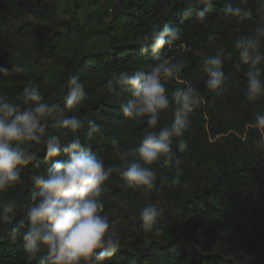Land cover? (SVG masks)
<instances>
[{
    "label": "rangeland",
    "instance_id": "obj_1",
    "mask_svg": "<svg viewBox=\"0 0 264 264\" xmlns=\"http://www.w3.org/2000/svg\"><path fill=\"white\" fill-rule=\"evenodd\" d=\"M124 1L6 0L0 5V66L9 69L7 75L0 73V97L9 103L23 104V89L31 82L38 86L44 102H54L63 108L65 117L82 120L81 110H93L98 122L113 129L99 128L88 139V121L82 120L84 127L73 133L59 127L57 120L49 119L46 133L60 135L62 139L65 135L68 139L79 135L82 143L100 151L97 156L105 167L121 163L118 149L130 150L139 145L146 132L170 125L176 107L172 105L160 113L157 128L148 126L147 117L135 120L124 117L121 104L109 92L86 98L75 110L64 108L63 95L71 77L87 86L94 79L88 71L92 59L109 55L114 46L140 40L141 36L126 26L128 15L121 8ZM17 64L24 66L26 72H14ZM196 80L203 81L204 93L212 96L207 107L217 126L214 133L205 127L206 139L201 135V141L193 140L197 118L196 114L191 116L190 127L182 138L193 150L177 152L181 160L180 183H171L178 174L175 163L164 165L162 160L148 166L157 178V187L151 192L124 189L123 181L113 173L105 182L106 191L102 195L104 214L116 222L120 247L134 253L144 247L150 249L145 264H189L205 252L218 253L225 264H264V204L248 206L240 213L226 210L220 199L211 197L218 188V180L228 172L257 166V173L264 176V168L258 164L264 157V148L257 146V141L264 139V129L255 126L254 117L255 113L264 114V99H247V89L233 82H225L223 90L213 91L207 88V79H202L201 74ZM186 85L190 82L178 78L165 83L170 98L175 90ZM179 139L173 137L174 151ZM112 140L118 143L114 145ZM32 150L38 153L37 159L44 156L43 145L33 143ZM33 162L21 169L20 180L13 187L0 192V201H16L27 182L36 190L30 178L42 174L47 166L37 167ZM247 182L245 187L225 188L219 193L226 190L243 199L250 192L264 199L257 180ZM190 199L192 204L188 203ZM146 204L163 209L152 231L143 229L139 218V211ZM0 264L11 263L0 261Z\"/></svg>",
    "mask_w": 264,
    "mask_h": 264
},
{
    "label": "clouds",
    "instance_id": "obj_2",
    "mask_svg": "<svg viewBox=\"0 0 264 264\" xmlns=\"http://www.w3.org/2000/svg\"><path fill=\"white\" fill-rule=\"evenodd\" d=\"M184 2L186 8L181 13V21L189 19L193 13L203 21L213 4V0ZM246 3L247 0H237L235 4H228L224 8L225 15L238 21L253 19L252 11L242 6ZM199 5L204 7L197 10ZM261 6L264 7V0H261ZM181 37L178 27L153 25L140 38V51L142 54L149 51L159 53ZM262 41L264 18L258 21L251 35H241L233 42L239 61L233 66L239 70L241 65H247L244 72L246 96L252 101L264 96ZM155 58L158 62L150 66V70L118 71L107 83L110 92H115L118 87L121 92L130 94L126 103L120 105L123 116L129 120L147 117L151 128H157L163 110L176 105L170 125L146 132L139 145L130 150H117L119 165L105 167L104 161L92 153L89 145L81 142L79 135L71 139L65 135L62 139L60 135L47 134L45 125L49 119L57 120L59 127L73 133L82 129L84 122L74 116L65 117L58 104L44 102L38 86L31 82L23 89V104L9 103L0 97V192L13 187L20 180L21 169L37 160L33 143L43 145L44 159L51 161L42 174L31 176L36 191L31 194L23 219L8 230L12 240L17 237L22 240L23 249L31 258H36L41 250L46 252L39 264H93V261L102 262L119 250L116 222L104 214L102 199L105 182L111 174L115 173L123 181L124 189L151 192L157 187V178L148 166L162 160L164 165L175 163L178 174L171 183H180L181 160L177 152L184 153L188 149V142L182 137L203 98L192 85L175 90L170 98L165 83L177 78L186 63L183 60L173 62L158 55ZM231 59L232 52L226 53L223 48L215 55L203 57L200 69L207 75L208 89L223 90L228 77L222 67L225 60ZM13 71L23 73L26 68L17 64ZM8 72V68L0 66V73L7 75ZM84 89L77 77H71L63 95L64 108L75 110L86 98ZM254 117L255 126L264 129V114L255 113ZM99 131L95 121L87 122L88 139ZM173 137L180 138L176 151L172 147ZM111 143L115 145L118 141L112 140ZM257 146L264 148V139L258 140ZM130 156L138 157V160H132ZM18 206L14 200L0 201V224L11 225ZM162 213L163 209L155 204L143 206L139 211L142 228L152 231Z\"/></svg>",
    "mask_w": 264,
    "mask_h": 264
},
{
    "label": "trees",
    "instance_id": "obj_3",
    "mask_svg": "<svg viewBox=\"0 0 264 264\" xmlns=\"http://www.w3.org/2000/svg\"><path fill=\"white\" fill-rule=\"evenodd\" d=\"M6 0H0V5ZM235 4L237 0H213L212 9L206 14L201 21L195 13L187 20L181 21V13L186 8L184 0H125L122 4V11L127 12L128 22L126 26L133 33L141 37L149 32L153 25L175 26L181 29V40L174 42L171 46H165L159 53L149 51L142 54L140 51V40L134 43H127L121 46H114L109 55L94 58L90 61L88 71L94 77L93 81L85 86L86 98L96 97L102 92L111 93L119 104L126 103L130 98L129 93H123L117 87L115 92H110L107 88V83L113 78V73L127 70H150V66L158 62L155 58L157 55L167 58L170 61L183 60L186 67L178 75V79L189 81L190 85L194 86L200 96L203 98V103L192 115L196 114L197 121L193 128L192 139L201 141L202 136L206 139L205 127L210 133H214L217 120L207 107L211 94H205L203 91V81H197L196 78L201 74L202 79H207V75L200 69V64L205 56L215 55L221 48L225 52H232V59L225 60L222 70L227 75L226 83H236L247 89V81L244 72L247 70V65H241L240 69H236L233 65L238 63V54L233 48V42L241 35H251L261 18H264V7L261 6V0H247V3L242 5L250 9L253 13V19L238 21L235 17L225 15L224 8L228 4ZM204 7L199 5V8ZM263 43L261 51H263ZM107 54V53H105ZM85 98V99H86ZM264 99V96H261ZM105 116L107 114H104ZM79 116L85 121H95V123L104 131L112 130V126L98 122L95 118L96 114L93 110H81ZM123 120V118H122ZM189 151L193 147L188 148ZM187 149V150H188ZM92 153L98 155L100 151L91 149ZM35 165L44 164L47 167L51 161L45 160L44 156L33 162ZM260 168H264V157L258 162ZM259 167V166H258ZM257 166L244 168L238 172H228L218 180V188L212 192L213 199H220L224 203L226 210L234 212H245L247 207H261L264 204V199L258 196H253L249 192L245 198H237L232 194L222 191L229 188L233 190L237 187H245L248 185L247 180L256 179L259 183L261 191L264 193V176L257 173ZM246 179V180H244ZM31 183L27 182L16 200L18 208L16 209V217L11 225L0 226V261L11 264H39V260L46 255L44 250L37 255L36 258H31L23 249L22 240L17 237L12 240L9 237V229L14 227L23 219L26 214L27 207L30 204L32 192L36 191L31 187ZM191 203V199L188 200ZM193 203V202H192ZM191 203V204H192ZM164 247V246H163ZM150 249L144 247L140 252L134 253L126 248L119 247L109 258L102 262L93 264H145L144 259L149 255ZM189 264H225L221 256L216 252H205L199 258Z\"/></svg>",
    "mask_w": 264,
    "mask_h": 264
}]
</instances>
